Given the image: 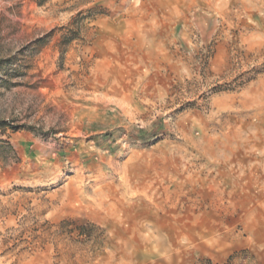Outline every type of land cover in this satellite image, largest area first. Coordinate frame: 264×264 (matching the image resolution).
I'll list each match as a JSON object with an SVG mask.
<instances>
[{
	"label": "rangeland",
	"instance_id": "obj_1",
	"mask_svg": "<svg viewBox=\"0 0 264 264\" xmlns=\"http://www.w3.org/2000/svg\"><path fill=\"white\" fill-rule=\"evenodd\" d=\"M0 264H264V0H0Z\"/></svg>",
	"mask_w": 264,
	"mask_h": 264
},
{
	"label": "trees",
	"instance_id": "obj_2",
	"mask_svg": "<svg viewBox=\"0 0 264 264\" xmlns=\"http://www.w3.org/2000/svg\"><path fill=\"white\" fill-rule=\"evenodd\" d=\"M148 137L144 136V137H140V139L142 140H146ZM73 222L75 221H71V220H65L61 223L60 228L62 232H67L68 230V226H70V224H74ZM99 228L96 227L94 224H87V225H83V226H77L75 228L72 229V231H70L69 233H73V232H77L79 237H85L86 241H93V239L95 238V232L98 231Z\"/></svg>",
	"mask_w": 264,
	"mask_h": 264
}]
</instances>
